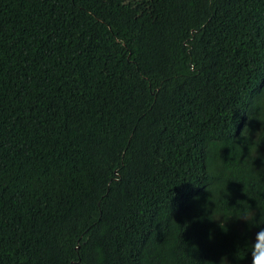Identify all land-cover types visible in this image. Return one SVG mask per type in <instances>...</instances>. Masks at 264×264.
Instances as JSON below:
<instances>
[{
    "label": "trees",
    "instance_id": "obj_1",
    "mask_svg": "<svg viewBox=\"0 0 264 264\" xmlns=\"http://www.w3.org/2000/svg\"><path fill=\"white\" fill-rule=\"evenodd\" d=\"M258 225L264 0H0V264H250Z\"/></svg>",
    "mask_w": 264,
    "mask_h": 264
},
{
    "label": "clouds",
    "instance_id": "obj_2",
    "mask_svg": "<svg viewBox=\"0 0 264 264\" xmlns=\"http://www.w3.org/2000/svg\"><path fill=\"white\" fill-rule=\"evenodd\" d=\"M242 219L249 223L247 217H242ZM255 228L257 231L251 241L250 264H264V225H258Z\"/></svg>",
    "mask_w": 264,
    "mask_h": 264
}]
</instances>
